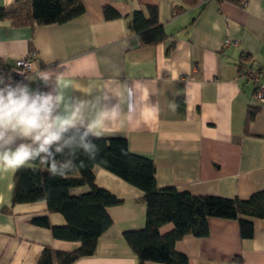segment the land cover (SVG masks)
Returning a JSON list of instances; mask_svg holds the SVG:
<instances>
[{
  "label": "crops",
  "instance_id": "1",
  "mask_svg": "<svg viewBox=\"0 0 264 264\" xmlns=\"http://www.w3.org/2000/svg\"><path fill=\"white\" fill-rule=\"evenodd\" d=\"M15 0H0V9ZM85 12L65 24L17 26L0 20V63L9 69L35 52V80L51 68L69 94L90 96L106 87L138 86V111L103 129L102 138L126 139L129 150L151 160L158 189L175 188L196 197L249 200L264 194V0H82ZM110 6L121 17L107 20ZM156 7L169 39L140 48L133 13ZM226 40L233 43L225 46ZM32 50V51H31ZM243 69L261 72L249 80ZM75 90V93L72 91ZM179 98L183 104L179 105ZM249 107L259 108L246 131ZM16 172L0 173V264H37L45 247L72 252L80 243L55 239L36 217L67 225L45 202L13 205ZM95 184L122 204L108 208L113 225L99 238L94 256L74 264H140L124 235L145 229L144 193L100 168ZM88 186L70 190L79 197ZM254 235L243 239L239 223L209 218V235H187L175 245L189 264H264V220L246 218ZM172 224L161 229L166 235ZM155 264V263H149Z\"/></svg>",
  "mask_w": 264,
  "mask_h": 264
},
{
  "label": "trees",
  "instance_id": "2",
  "mask_svg": "<svg viewBox=\"0 0 264 264\" xmlns=\"http://www.w3.org/2000/svg\"><path fill=\"white\" fill-rule=\"evenodd\" d=\"M84 12L82 0H15L14 5L0 9V20L11 19L17 26L62 25ZM104 15L107 20L121 17L110 6L104 8ZM131 20L140 48H152L169 39L159 22L156 7H148L147 13H133ZM251 71L243 69L246 74ZM254 74L259 77L261 72ZM258 90L257 87L256 94ZM182 104L183 98H179V105ZM259 112V108L249 107L246 131ZM96 143L99 146L96 160L87 161L79 156L77 164L83 159L85 166L77 167L64 177L50 176L39 162L16 171L13 205L45 202L49 213L61 214L67 225L55 227L47 216L36 217L32 223L51 230L55 239L80 243V247L72 252L47 246L37 264H74L95 255L99 238L113 225L108 208L122 204L116 196L95 184L96 167L118 176L144 193L147 206L145 229L124 235L140 264H189L187 256L177 252L175 245L187 235L207 237L209 218L237 221L243 239H250L254 235V224L246 218L264 220L263 193H257L249 200H240L196 197L175 188L158 189L153 162L133 154L126 139L101 138ZM82 186H88L90 192L79 197L70 195L71 189ZM169 224L173 225V231L163 235L161 229Z\"/></svg>",
  "mask_w": 264,
  "mask_h": 264
},
{
  "label": "clouds",
  "instance_id": "3",
  "mask_svg": "<svg viewBox=\"0 0 264 264\" xmlns=\"http://www.w3.org/2000/svg\"><path fill=\"white\" fill-rule=\"evenodd\" d=\"M40 84L23 76L0 73V173L13 174L33 162L50 176L64 177L96 160V140L113 123L127 117L133 123L138 111V86L118 85L90 96L69 94L55 69L39 74ZM76 91L73 90L72 93ZM14 183L7 185L14 190Z\"/></svg>",
  "mask_w": 264,
  "mask_h": 264
},
{
  "label": "built area",
  "instance_id": "4",
  "mask_svg": "<svg viewBox=\"0 0 264 264\" xmlns=\"http://www.w3.org/2000/svg\"><path fill=\"white\" fill-rule=\"evenodd\" d=\"M233 43L230 40H226L225 46L231 45ZM35 52H31L25 58L16 60L15 65L13 68L9 69L3 63H0V73H11L15 79H21L23 76H27L32 78L34 75V65L33 59L35 58ZM249 80L258 83L259 79L253 72H248L246 74ZM256 98L259 102H264V91L263 89L259 88L256 94Z\"/></svg>",
  "mask_w": 264,
  "mask_h": 264
}]
</instances>
